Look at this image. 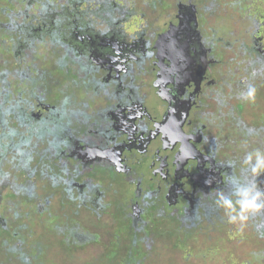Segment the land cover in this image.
Masks as SVG:
<instances>
[{"label":"flooded vegetation","instance_id":"af4514ba","mask_svg":"<svg viewBox=\"0 0 264 264\" xmlns=\"http://www.w3.org/2000/svg\"><path fill=\"white\" fill-rule=\"evenodd\" d=\"M78 1L0 0V127L61 135L38 186L1 173L0 264L264 255V210L229 223L215 204L229 178L264 187L241 164L264 149V0Z\"/></svg>","mask_w":264,"mask_h":264},{"label":"trees","instance_id":"16d2710c","mask_svg":"<svg viewBox=\"0 0 264 264\" xmlns=\"http://www.w3.org/2000/svg\"><path fill=\"white\" fill-rule=\"evenodd\" d=\"M76 3L78 4L77 11H79L80 2L76 0ZM64 19L65 21H69L68 23L66 22V28L71 30L78 27L81 23V17L78 15L74 17L65 16ZM59 22L60 23H56V28L60 29L59 32L61 34V25L63 31L64 24L63 19ZM65 36V34L59 36L57 48L64 44L61 37L65 38ZM48 94L49 92L47 91V95ZM59 99H61V96H59ZM19 107L21 106H17V108ZM4 117H6V111L4 112ZM14 125H17L15 126L16 128H13L10 132L7 128L0 127L2 131L0 134V180L6 176V174H1L5 163H11L14 169L17 170L12 168V172L14 171L17 173L11 178H16L19 171L21 173H26L27 171H21L19 169H28L31 164H35L36 169H32V171L36 172V176L43 175L45 166L51 161L49 157L54 155L52 150L61 145V135L57 132L59 127L50 124L44 125L43 123L29 124L26 126L22 118H19L18 122ZM6 130L8 132H6ZM50 139L57 140L59 144L53 147L50 143ZM206 251L210 253L209 249H206L204 252Z\"/></svg>","mask_w":264,"mask_h":264},{"label":"clouds","instance_id":"9594fccd","mask_svg":"<svg viewBox=\"0 0 264 264\" xmlns=\"http://www.w3.org/2000/svg\"><path fill=\"white\" fill-rule=\"evenodd\" d=\"M256 88L249 86L241 92L245 100L254 101ZM241 164L248 169L252 176L259 177L264 174V149L256 148L247 152ZM229 166H233L229 162ZM231 190L216 192L215 204L222 209L229 223L246 222L250 214L264 210V187H261L255 180L248 182L242 179L229 178Z\"/></svg>","mask_w":264,"mask_h":264},{"label":"rangeland","instance_id":"374dc122","mask_svg":"<svg viewBox=\"0 0 264 264\" xmlns=\"http://www.w3.org/2000/svg\"><path fill=\"white\" fill-rule=\"evenodd\" d=\"M262 5H264V3H261ZM261 5V9H263L264 7ZM262 14H264L263 11H260ZM264 31V29H263ZM263 35H264V32H263ZM9 102H10V99H9ZM4 104V103H3ZM13 126H10V127H14L16 128L15 126L17 125H14L12 124ZM1 130H0V134H1ZM11 165H7V163H5V166L3 168V172H6L8 170V172L11 171ZM32 169H36L35 167V164H31L29 166L28 169H19L21 171H27L26 173H21L20 171L18 172V176L16 178H10V180L14 183V185H21L23 186L24 188L28 187V186H38L37 183H36V172H33ZM29 170V171H28ZM28 176H31V178L27 179ZM28 180L27 183H24V180ZM51 185V183L49 181H47V187H49ZM0 186H5V187H9V184H8V181L6 183V180L4 181V184L0 183ZM18 187V186H17ZM38 188V187H37ZM55 192L51 189H47V198L48 197H56V196H60V193H59V190L56 191V194L53 195L52 193ZM55 200V199H54ZM55 202V201H54ZM28 211V208L24 211V212H27ZM24 214V213H23ZM230 229V228H229ZM239 231H238V235H239ZM246 234V231L243 230V236H245ZM237 235L236 234H233V233H230V236L228 237L227 239V244L229 245L228 248H234L233 251L235 249H237L236 246H234V244H237V240L238 238L236 237ZM209 244V243H208ZM206 248H208V245L206 246ZM204 250V248H203ZM247 250L248 249H237L235 254L232 252L233 256L228 260V262L226 264H244L246 262H248L249 264H252V260L258 264H264V255L263 254H259L255 259H251L249 257V254L247 253ZM260 250H264L262 248H260ZM249 251V250H248ZM204 252V251H203ZM240 252H242V254H240ZM245 254L249 257V259L246 260V256ZM203 257V255H196V264H201L202 262L199 260V258ZM242 260H246L242 263H239L240 261Z\"/></svg>","mask_w":264,"mask_h":264}]
</instances>
